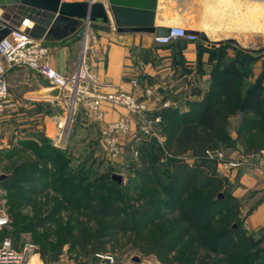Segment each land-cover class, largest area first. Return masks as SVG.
Masks as SVG:
<instances>
[{
	"label": "crops",
	"instance_id": "obj_1",
	"mask_svg": "<svg viewBox=\"0 0 264 264\" xmlns=\"http://www.w3.org/2000/svg\"><path fill=\"white\" fill-rule=\"evenodd\" d=\"M236 1L240 2L238 12L253 18L254 24L237 22L226 16L221 21H209L206 18L209 25L205 27L206 0H158L157 26L170 29L183 27L187 33L194 30L200 35L195 40L176 37L168 44H160L154 33L120 32L115 27L110 30L89 27L80 28L75 34L60 41L58 46L48 47V61L63 74H71L81 54L84 52L86 55L92 80L84 98L78 103L76 128L91 135L99 134L102 125L129 115V133L138 136L141 119L130 115L125 107L110 101L104 100L101 103L105 114L104 123L95 121L90 116L86 103L92 92L132 93L138 100L147 103L148 118L160 115L161 122L166 123L171 111L184 112L189 108V101L204 97L213 82V71L217 65L223 64L224 57L226 61L241 60L244 54L249 53L252 60L247 65L244 64L245 78L250 83L260 80L264 87V27H261L264 0ZM187 10L195 15L198 21L196 24L173 21L177 15L183 17ZM202 36H206L208 40H204ZM7 81L10 86V103L0 113V133L1 130L6 131V128L13 135L10 139L0 137V152L13 149L14 159L21 142L38 141L56 131L62 107L57 100V90L51 88L48 81L32 69L15 67L8 71ZM241 122L240 114L237 119L232 117L230 120L229 131L234 139L239 137L238 127ZM160 124L155 125L158 131ZM160 135L157 143L159 140H166L165 136ZM261 149H264V144ZM2 153L0 162L5 160L4 156L2 159ZM224 153V160H216L217 171L229 178V192L236 199L240 201L245 195L256 198L250 208L241 206L242 227L264 244V158L250 161V152L246 151L239 139L235 150H226ZM231 161L239 164L233 166ZM68 252L69 245L66 244L59 258L51 262H45L40 253H35V261L30 260L29 264L100 263L95 252L88 256H83L76 250ZM150 260L152 259L143 258L141 261ZM135 262L134 257L122 259L117 256L116 264Z\"/></svg>",
	"mask_w": 264,
	"mask_h": 264
},
{
	"label": "trees",
	"instance_id": "obj_2",
	"mask_svg": "<svg viewBox=\"0 0 264 264\" xmlns=\"http://www.w3.org/2000/svg\"><path fill=\"white\" fill-rule=\"evenodd\" d=\"M251 60L252 56L249 53L244 54L241 60L226 61L224 57L223 64L217 65L214 69L213 82L204 97L189 101V108L184 112L171 111L167 122H161L159 131L166 137L165 146L170 153L167 179L159 172L154 160L155 149L161 148L160 145L146 139L140 147L143 170L138 174V179H130L129 182L136 191L156 186L173 201V207H169V212H178L181 222L186 224L185 231L190 232V246L182 260L184 264L188 261L195 263L197 255L200 257L201 253L225 256L223 264H256L264 258V246L254 250L247 244L242 252L232 249L230 239L238 237V228L214 230L208 224L210 213L221 202L229 206L234 220L241 218V206L240 201L229 192L231 187L229 178L217 171L216 160L210 158L207 151L217 148L234 149L238 139L249 152L260 151L264 144V87L260 80L250 83L245 78L244 64L247 65ZM233 113L242 116L237 139H234L229 131ZM36 144L26 143L23 146L33 148ZM40 147L41 151L46 150V145L42 144ZM48 150L42 152L44 153L42 157L55 165L59 159L58 152L61 151L51 147ZM15 154L18 155V150ZM10 157H13V154ZM15 159L16 157L12 164V175L3 182L12 183L4 185L5 189H13L16 178L28 179L25 189L30 198L43 194L47 188H53L73 209L90 211L94 218L101 220H113L108 227L111 231L127 233L135 228L138 220L151 212L148 201L125 210L119 199L109 198L106 196L107 193L97 188L81 193L76 201L74 189H65L64 184H59L58 178L52 177L47 182L37 174L30 177V160L18 163ZM68 160L69 158L65 156L62 162ZM110 179L115 184H121L112 176ZM67 180L71 183L76 178L71 176ZM226 191L229 193L216 198L217 194ZM55 223V214L47 211L42 218L34 222V227L52 230ZM109 230L99 228L97 234L92 237L88 230L82 227L78 232L66 236L59 247L44 245L38 252L45 262L57 260L66 244L69 245V252L76 250L83 256H88L92 252H105L106 246L110 243L107 239ZM1 231L2 229L0 234ZM224 242L227 245H223ZM254 242L256 245L261 243L259 240ZM176 249L172 241L161 240L154 241L149 248L142 247L143 251L155 255L162 252L170 253ZM233 251L235 254L232 256ZM198 261H200L198 264H203L202 259Z\"/></svg>",
	"mask_w": 264,
	"mask_h": 264
},
{
	"label": "rangeland",
	"instance_id": "obj_3",
	"mask_svg": "<svg viewBox=\"0 0 264 264\" xmlns=\"http://www.w3.org/2000/svg\"><path fill=\"white\" fill-rule=\"evenodd\" d=\"M262 6L264 8V3H262ZM183 17L187 24H196L198 22L195 15H191L189 10L183 13ZM59 105L62 107L60 102ZM60 111L62 114L58 117L56 127H58V122L63 120L66 115L64 108L60 109ZM237 116L238 114L233 113L235 119H237ZM76 118L77 111L72 117V123L65 143H56L58 132V128H56V131L52 132L49 136L42 137L38 141L21 142L20 146L17 147L18 155L15 160L18 163L30 160V177H35L34 174H37L47 182L52 177L53 179L58 178L59 184H64L65 189L75 190L76 201H78L81 193L97 188L107 193V197L119 199L125 210L132 209L137 204L148 201L151 212L138 220L134 229L127 233H120L108 229L113 220H101L94 218L90 211L73 209L61 199L60 194L53 188H47L43 194L34 195L30 198L29 193L25 189L28 179L16 178L17 180L14 181L13 189L7 190L3 186L12 182L8 181L7 184H3V182L13 172L12 164L14 159L10 157L13 152V149H11L3 153L2 151L0 152V155L2 153V159L3 156L5 157V160L0 162V174L4 173L8 175L6 178L0 180V209L8 218L7 222H4L5 220L0 221L2 225L0 238L2 240L10 239L13 247L18 251H23L26 246L31 244L34 246L33 252L35 254L39 253V248L44 245L59 247L65 241L66 236L78 232L82 227L86 228L92 237L97 234L99 228H102L105 231L109 230V237L107 239L110 243L106 246V250L117 254L119 258L139 257L140 261L143 258H148L162 264H184L182 260L190 246V232L185 231L186 224L181 222L178 212H169V207H173V201L156 186H148L136 191L129 182L130 179H138V174L143 170L140 159V147L146 139L151 140V137L140 132L138 136H135V134L131 135L129 132L122 134L121 153L117 157H112L108 154L102 142L101 130L99 134L94 133L92 135L78 130L75 126ZM234 121L233 123L235 124ZM231 126L233 127L232 124ZM5 130L4 132L1 130L0 137L10 139L13 135L12 131L6 128ZM155 133L157 135H155L156 138L161 136L160 131L156 127ZM130 137L133 138L129 140ZM33 142L37 143L33 145V148L23 146V144ZM42 144L46 145V150L44 151H41L40 145ZM157 144L161 148L155 149V164L162 176L167 179L169 175L170 153L165 146L164 140H159ZM49 147L61 151L58 152L59 159L55 165L49 161H45L42 157V154H44L42 152L49 151ZM226 150H235V148H217L215 151L224 153ZM65 156L69 160L62 162ZM114 173L122 175L123 180L120 185L111 182L110 178ZM71 176H75L76 180L69 183L67 179ZM225 193L229 192L219 193L216 198L220 197V194L223 196ZM255 199L253 196L245 195L240 200V206L250 208ZM47 211H52L55 214L56 225H54L52 230L35 228L34 222L42 218ZM240 216L239 220H234L230 214L229 206L221 202L210 213L208 224L214 230L238 228V237L232 238L231 236L232 239H230L232 249H236L238 252H242L247 244L250 247L252 246L251 248L254 250L263 246L264 244L262 243L256 245L254 241H257L258 237L247 233L243 229L242 213ZM156 240L172 241L177 249L170 253L162 252L157 255L142 250V247L149 248ZM223 245H227L226 242ZM68 253H71V251ZM234 254L233 251L231 255L233 256ZM200 259H202L203 264H223L225 256L201 253L200 257L197 255L195 263L188 261L186 264H198L200 262L198 260ZM256 264H264V258Z\"/></svg>",
	"mask_w": 264,
	"mask_h": 264
},
{
	"label": "built area",
	"instance_id": "obj_4",
	"mask_svg": "<svg viewBox=\"0 0 264 264\" xmlns=\"http://www.w3.org/2000/svg\"><path fill=\"white\" fill-rule=\"evenodd\" d=\"M184 37L195 40L197 37L187 33L183 27L172 28L167 36H157L155 39L160 44H168L173 38ZM48 47L43 44L41 39L33 38L28 34L13 32L0 43V113L4 112L9 106L10 86L7 81V73L15 67H27L44 77L51 88L57 90V100L62 108L66 110L63 120L58 122V132L56 137L57 144H63L67 140L72 117L77 111L78 103L82 101L91 83L92 74L89 71L86 55L83 52L79 57L75 70L71 74H63L54 68L48 61ZM107 100L111 103L125 107L130 115H135L141 119L139 132L149 137L155 136V125L161 123L162 117L155 115L148 118L147 103L138 100L132 93L125 91H113L110 93L92 92L86 101L90 116L97 122L104 123L105 114L101 107L102 101ZM130 130V116L125 115L116 121L104 124L101 127V137L108 154L117 157L121 153L122 134ZM157 136V135H156ZM207 155L215 160H224L225 155L221 151L209 150ZM264 158V149L248 154V159ZM231 165L239 163L231 161ZM8 221V218L0 209V221ZM0 222V227H1ZM33 245L29 244L23 251L16 250L10 239L0 241V264H29L33 256ZM96 257L100 259L99 264H116L117 255L112 252L98 251ZM134 264H162L156 260L139 261Z\"/></svg>",
	"mask_w": 264,
	"mask_h": 264
},
{
	"label": "water",
	"instance_id": "obj_5",
	"mask_svg": "<svg viewBox=\"0 0 264 264\" xmlns=\"http://www.w3.org/2000/svg\"><path fill=\"white\" fill-rule=\"evenodd\" d=\"M158 0H0V43L13 32L41 39L47 47L58 46L80 28L145 31L157 36L170 34V27L157 26ZM189 34L200 35L198 31ZM208 40L206 36H202ZM157 144V138L151 137ZM7 174H0V180ZM112 178L122 183L123 177ZM222 196V194H220ZM139 262V257H134Z\"/></svg>",
	"mask_w": 264,
	"mask_h": 264
},
{
	"label": "bare ground",
	"instance_id": "obj_6",
	"mask_svg": "<svg viewBox=\"0 0 264 264\" xmlns=\"http://www.w3.org/2000/svg\"><path fill=\"white\" fill-rule=\"evenodd\" d=\"M239 3L240 2L236 0H206L204 26L208 27L209 21H221L225 19L226 16H228L229 19H233L237 22L245 21V23L254 24L255 20H253V18H249V16H245L244 14L238 12L240 6ZM258 8L256 9V11H258ZM206 18H208L209 21L206 20ZM262 18L263 19L261 27H264V14ZM173 21L175 23H183L185 22V19L177 15ZM36 257L37 256L33 255L31 261L34 262Z\"/></svg>",
	"mask_w": 264,
	"mask_h": 264
}]
</instances>
